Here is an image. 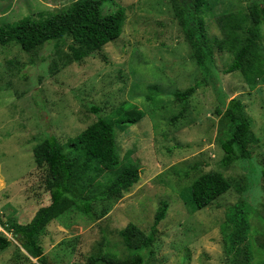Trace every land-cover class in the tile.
Instances as JSON below:
<instances>
[{"label":"rangeland","instance_id":"1","mask_svg":"<svg viewBox=\"0 0 264 264\" xmlns=\"http://www.w3.org/2000/svg\"><path fill=\"white\" fill-rule=\"evenodd\" d=\"M80 1L0 0V25L13 26L28 15L40 24ZM263 4L206 0L201 15L213 50L205 66L211 79L185 102L174 93L194 85L202 74L174 16L173 0L105 1L103 13L125 9L122 32L79 62L72 58L69 45L76 44L70 38L45 41L39 30L29 51L15 42L0 45V235L11 242L0 251V264H39L9 228L13 222L27 225L50 203L44 187L47 168L35 164L34 146L51 134L69 159H76L68 140L98 117L116 119L123 106L126 112L143 114L134 124L117 125L115 136L119 160L135 164L139 180L119 197L95 202L93 218L71 208L50 221L39 237L47 264H87L90 255L103 252L125 258L119 231L133 223L148 232L162 203L166 214L146 264H264V176L256 175L264 169V25L258 40L263 74L252 85L237 71L223 73L233 56L216 46L223 38L219 16L246 15L239 32L243 39L252 25L251 8ZM232 98L242 101L250 120L247 144L253 165L220 168L221 135L228 122L215 108ZM210 171H220L230 187L210 206L193 210L191 184ZM110 179L109 173L82 176L96 194ZM242 196L247 198L248 224L236 248L229 250L225 208Z\"/></svg>","mask_w":264,"mask_h":264},{"label":"trees","instance_id":"2","mask_svg":"<svg viewBox=\"0 0 264 264\" xmlns=\"http://www.w3.org/2000/svg\"><path fill=\"white\" fill-rule=\"evenodd\" d=\"M105 1L107 0H82L66 10L45 17L40 24L33 16L28 15L16 21L13 26L0 25V45L15 42L24 51H29L37 42L33 33L39 30L45 41H64L65 38H70L76 44L69 45L72 58L79 62L92 51L116 40L122 32L126 17L125 9L118 6L113 12L103 13L102 5ZM205 5L206 0H173L174 16L186 38L191 58L202 74V79L197 80L194 85L174 93L175 99L182 102L211 79L210 71L205 68L213 58V50L205 33L201 15ZM250 12L252 25L247 28L248 35L243 39L240 38L239 32L247 21L246 15L237 12L219 16L217 21L223 38L216 41V46L220 51L230 52L233 56L231 64L223 73L237 71L247 84L252 85L256 78L263 74V59L258 52V40L261 38V26L264 25V4L253 6ZM14 27L18 31H14ZM91 109L96 113L99 111V108L94 106ZM126 111L128 110L124 106L120 107L115 112L117 118L114 120L98 117L78 135L70 138L68 145L77 154L76 159H69L62 150V144L51 134L46 135L34 146L32 152L35 164L47 168L44 187L49 193L50 203L40 207L27 225L13 222L9 228L12 229L13 237L19 246L36 258L39 264H47L39 237L50 221L71 208H76L93 218L95 202L119 197L139 180L138 167L120 161L116 148V126L134 124L143 115L137 109ZM215 112L228 122L221 135L220 146L223 155L218 161V166L228 168L249 162L253 165L252 150L247 144L250 120L242 101L239 98H232L225 106L217 105ZM88 172H95L98 177L109 173L111 179L96 194L82 182V176ZM256 175L264 176V169ZM229 187L220 171L204 173L191 184L189 203L193 210H201L226 193ZM247 206V198L242 196L236 203L225 208V224L228 230L224 239L229 250L236 248L246 229ZM166 210V204L162 203L155 211L153 224L146 233L133 223H128L119 231L118 235L127 253L125 258H120L116 252V254L103 252L90 255L87 264H146L147 257L153 254L152 246L156 240L157 225L164 218ZM10 245V240L0 235V251Z\"/></svg>","mask_w":264,"mask_h":264}]
</instances>
